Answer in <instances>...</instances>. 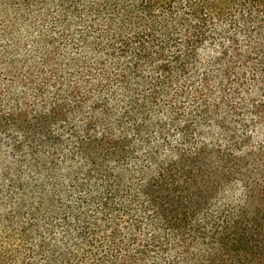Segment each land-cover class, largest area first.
<instances>
[{
    "label": "trees",
    "instance_id": "1",
    "mask_svg": "<svg viewBox=\"0 0 264 264\" xmlns=\"http://www.w3.org/2000/svg\"><path fill=\"white\" fill-rule=\"evenodd\" d=\"M0 264H264V0H0Z\"/></svg>",
    "mask_w": 264,
    "mask_h": 264
}]
</instances>
